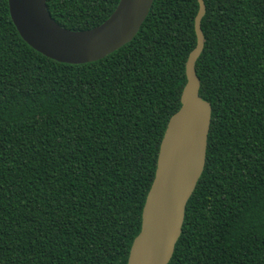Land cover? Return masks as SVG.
<instances>
[{
  "label": "trees",
  "instance_id": "trees-1",
  "mask_svg": "<svg viewBox=\"0 0 264 264\" xmlns=\"http://www.w3.org/2000/svg\"><path fill=\"white\" fill-rule=\"evenodd\" d=\"M206 165L169 264H264V0H204ZM120 0H47L73 31ZM198 0H154L103 59L28 45L0 0V264H127L160 145L181 107Z\"/></svg>",
  "mask_w": 264,
  "mask_h": 264
},
{
  "label": "water",
  "instance_id": "water-1",
  "mask_svg": "<svg viewBox=\"0 0 264 264\" xmlns=\"http://www.w3.org/2000/svg\"><path fill=\"white\" fill-rule=\"evenodd\" d=\"M197 44L186 63L187 82L181 107L170 118L160 145L157 168L127 264H169L182 235L186 208L207 158L212 105L200 95L196 64L205 47L204 0H198ZM154 0H120L101 25L84 31L62 27L47 0H9L11 18L23 40L46 57L62 63L96 62L132 41L149 15Z\"/></svg>",
  "mask_w": 264,
  "mask_h": 264
}]
</instances>
